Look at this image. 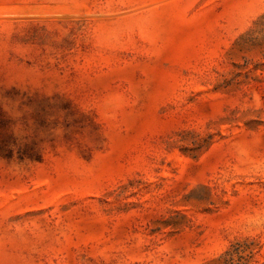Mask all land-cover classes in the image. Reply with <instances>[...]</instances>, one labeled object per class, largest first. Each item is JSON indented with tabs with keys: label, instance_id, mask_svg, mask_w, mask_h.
Listing matches in <instances>:
<instances>
[{
	"label": "rangeland",
	"instance_id": "obj_1",
	"mask_svg": "<svg viewBox=\"0 0 264 264\" xmlns=\"http://www.w3.org/2000/svg\"><path fill=\"white\" fill-rule=\"evenodd\" d=\"M0 264H264V0H0Z\"/></svg>",
	"mask_w": 264,
	"mask_h": 264
}]
</instances>
